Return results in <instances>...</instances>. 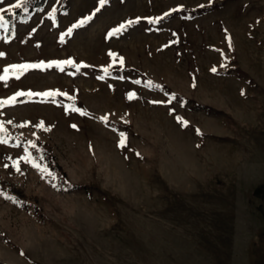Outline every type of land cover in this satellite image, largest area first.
I'll list each match as a JSON object with an SVG mask.
<instances>
[{"label":"rangeland","instance_id":"374dc122","mask_svg":"<svg viewBox=\"0 0 264 264\" xmlns=\"http://www.w3.org/2000/svg\"><path fill=\"white\" fill-rule=\"evenodd\" d=\"M99 7L42 0L0 27V75L79 65L0 81V100L68 95L0 107L21 139L0 144V264H264V0Z\"/></svg>","mask_w":264,"mask_h":264},{"label":"snow or ice","instance_id":"6c2138e0","mask_svg":"<svg viewBox=\"0 0 264 264\" xmlns=\"http://www.w3.org/2000/svg\"><path fill=\"white\" fill-rule=\"evenodd\" d=\"M0 2H2V0H0ZM107 2V0H99V5L100 7L96 9V11L98 12L100 10V8H102L105 3ZM27 3V0H18V3H16L14 5L15 8H22L25 4ZM92 17L89 16L87 17L86 19L84 20H81L77 25H74L73 27H81L82 25H84L85 23H87L89 20H91ZM152 22H157V21H152ZM6 23V20H5V16H4V13L3 11H0V27H3L4 24ZM128 24H132L133 21H128L127 22ZM126 25L125 24H121L118 28H115L112 30L111 33H109V35H115L119 32H121L123 29H125ZM71 29H69V32L68 34L70 35L71 34ZM121 63H123V60L121 59ZM63 65H72L73 67H76L77 69L79 68V65H76L74 61H71V60H68V61H54V62H51L49 64H44L43 62L40 63V64H13V65H10L9 67L5 68L3 71H4V74L3 75H0V81H5L7 82V80L10 78V75L11 76H14L16 79H20V77L22 75H24L26 72H28L29 70L31 69H46V68H49V67H57L60 69V71H64V67ZM213 71H216L215 69H213ZM43 96V97H54L56 95H66L65 93H59V92H53V91H49V92H43V93H33V92H18L16 93L15 95H13L12 97L8 98L7 100H0V107H2L3 105L5 104H15L17 102V98L18 97H21V96ZM129 99H134L135 98V94L132 93V94H129ZM72 111H76V112H80L81 115H86L87 113L83 112L81 109L79 108H75L73 107L71 109ZM108 117H101V120L103 121H107ZM9 123H11L9 121ZM39 127H43V125H38ZM73 127H75V125H73ZM45 130H49V129H45ZM6 131V129L4 128V125L3 124H0V133H4ZM125 142H126V138L124 137V134H121V140H120V144L119 146L120 147H124L125 146ZM2 143H7V140L3 138L2 135H0V144ZM29 143L31 144V146L33 148L36 147L35 143L29 141ZM23 159L25 160L26 163H32V166L33 167H36V168H39L40 166L38 164H36L32 159H31V156L30 154L26 157H23ZM16 170L19 171V164L18 162L16 163ZM43 172H46L49 176L53 175L46 167H44L43 169H41ZM53 187H55V185H53ZM66 190V189H65ZM6 199H9V200H14V197H11V196H6L5 197Z\"/></svg>","mask_w":264,"mask_h":264},{"label":"trees","instance_id":"16d2710c","mask_svg":"<svg viewBox=\"0 0 264 264\" xmlns=\"http://www.w3.org/2000/svg\"><path fill=\"white\" fill-rule=\"evenodd\" d=\"M41 2H42V0H27V3L22 8H13L11 10L3 12L4 16H5V20H6V23H5L6 34H8V35L11 34L12 29H13V22L16 18L29 15V13H31L34 9L39 7ZM17 64H29V63L28 62H20ZM9 66L10 65H7L5 68H7ZM144 82L150 87H158L161 89L166 87L165 83L156 81V80L149 78V77H146ZM46 92H49V91H46ZM26 96L27 95L18 97L17 100L20 98L26 97ZM0 124H2V123L0 122ZM0 135H2L4 139H9V140H12L14 142H20V140H21L20 138H18L16 136L7 134V131L5 133H0ZM42 145L43 144L39 145V150L42 153H44Z\"/></svg>","mask_w":264,"mask_h":264}]
</instances>
